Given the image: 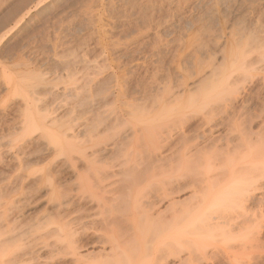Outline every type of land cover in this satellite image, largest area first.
<instances>
[{
	"label": "bare ground",
	"instance_id": "6f19581e",
	"mask_svg": "<svg viewBox=\"0 0 264 264\" xmlns=\"http://www.w3.org/2000/svg\"><path fill=\"white\" fill-rule=\"evenodd\" d=\"M211 3L166 78L132 88L107 51L58 58L60 84L23 75L0 124V264H170L207 211L264 192V106L243 84L264 74V7Z\"/></svg>",
	"mask_w": 264,
	"mask_h": 264
},
{
	"label": "rangeland",
	"instance_id": "374dc122",
	"mask_svg": "<svg viewBox=\"0 0 264 264\" xmlns=\"http://www.w3.org/2000/svg\"><path fill=\"white\" fill-rule=\"evenodd\" d=\"M211 2L0 0V124L3 119L11 122V111L25 94L29 95L19 86L24 74L40 75L52 84H60L57 77L64 70L57 66L58 58L84 53L94 61L107 51L134 76L130 79L132 88L150 79L154 71L166 78L173 69L174 48L188 37ZM220 4L227 17L240 19L252 11V5L264 7V0H220ZM243 84L247 96L254 94L250 109L260 112L264 106V74ZM38 96L47 103L52 101L43 91ZM259 120L254 129L260 126ZM263 194L258 191L255 198L242 204L207 211L208 220L199 221L205 224L202 227L206 230H200V236H204L191 243L179 240L176 252L180 257L170 264H264V200L259 199Z\"/></svg>",
	"mask_w": 264,
	"mask_h": 264
}]
</instances>
